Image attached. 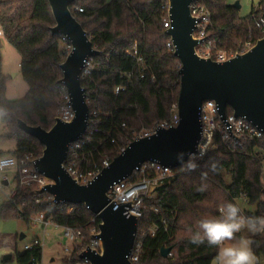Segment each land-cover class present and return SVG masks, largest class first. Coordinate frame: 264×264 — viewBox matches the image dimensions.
Listing matches in <instances>:
<instances>
[{"label":"trees","instance_id":"obj_1","mask_svg":"<svg viewBox=\"0 0 264 264\" xmlns=\"http://www.w3.org/2000/svg\"><path fill=\"white\" fill-rule=\"evenodd\" d=\"M194 1L210 11L208 33L217 48L241 52L244 43L253 45L263 36L255 19L264 17V4L253 18L250 11L241 16L234 1ZM167 7L168 0H74L70 5L93 46L100 51L91 56L93 69L81 77L89 105L88 126L77 148L78 161L81 153H85L82 167L96 164L101 168L105 157L112 160L118 154L111 137L118 144H126L132 140V131L169 119L171 104L176 102L179 91L180 61L173 54V46L167 45L170 41L164 25L168 20ZM54 23L48 0H0V30L20 55L21 76L28 86L24 96L9 99L6 78L0 71V109L4 112L0 118L4 134L15 138L11 154L17 157H38L43 149L35 137L17 126L18 118L48 129L62 115L63 106L72 111L66 89L58 81L68 41L51 32ZM134 44L137 54L130 55L128 50ZM137 56L142 57V64L137 63ZM116 86L120 87L118 92ZM226 110L232 112L230 107ZM263 153L264 137H261L243 141L233 151L220 144L201 158L189 157L173 167L174 176L155 188L139 218L135 241L141 240L142 247L134 264H211L217 249L207 243H191L188 229L197 230L201 219L218 217L221 204H237L239 198L255 205L253 210L241 209L245 216H264ZM192 163L197 167L188 170ZM29 168L33 169L31 165ZM205 173L206 179H202ZM23 177L29 180L27 174ZM15 179L16 187L2 204V214L10 213L29 221L30 214L41 212L54 223L86 230L93 214L83 204L51 203L45 192H36V182L20 185L18 169ZM204 183L207 189L198 191ZM152 226L157 227L154 235L140 234L142 229ZM240 236L242 233L237 234V238ZM249 238L258 263L264 255V233H250ZM163 246L170 249L165 257L160 254ZM41 255L38 244L15 252L17 264H40ZM73 258L78 259L79 255L74 253Z\"/></svg>","mask_w":264,"mask_h":264},{"label":"water","instance_id":"obj_2","mask_svg":"<svg viewBox=\"0 0 264 264\" xmlns=\"http://www.w3.org/2000/svg\"><path fill=\"white\" fill-rule=\"evenodd\" d=\"M73 1L48 0L55 20L51 32L63 35L71 45L60 63L62 76L58 81L66 89L72 117L65 120L57 116L48 129L29 125L20 118L17 126L43 145L33 167L48 181L36 192L51 194L56 203L83 204L100 220L96 235L99 250L86 249L79 257L88 259L90 264H131L128 255L139 220L133 215L125 216L124 205L109 200V187L131 175L146 161L170 167L183 164L200 138V106L206 100L215 101L222 118L230 107L235 117H244L264 134V35L244 52L226 60L201 56L196 45L204 38L193 35L197 25L190 6L194 0H168L169 26L165 34L170 38L173 54L180 61L176 99L178 123L158 127L148 136L131 140L91 180L80 183L64 163L70 144L81 138L88 126L89 105L81 74L87 59L100 51L73 15L70 8ZM233 5L240 7L238 0ZM3 184H7V180H3ZM169 250L163 246L160 254L165 257Z\"/></svg>","mask_w":264,"mask_h":264},{"label":"built area","instance_id":"obj_3","mask_svg":"<svg viewBox=\"0 0 264 264\" xmlns=\"http://www.w3.org/2000/svg\"><path fill=\"white\" fill-rule=\"evenodd\" d=\"M250 1L251 17L255 18L256 12L263 8L264 0ZM78 10L81 11L82 8H78ZM190 10L191 14L196 18L197 25L193 35L199 39L204 38L203 41L196 45V51L199 55L210 57L217 61H223L238 53L234 51H226L216 47V43L211 39L208 33V26L210 24V11L205 5L193 1L190 6ZM255 24L264 35V17L262 15L258 19H255ZM164 25L167 28L169 26V20H166ZM0 34H2L1 30ZM63 38L66 39L64 36ZM167 45L172 46L171 41H169ZM249 47H251L250 42L244 43V49L241 52H244ZM70 49L71 45L66 43L64 46V52L67 54ZM128 53L130 55L137 54L135 44L131 51L128 50ZM136 58L138 64L143 63L142 57L137 56ZM93 66L94 62L92 61L91 57H89L85 62L81 77L88 74L93 69ZM119 88V86H116L115 92H118ZM62 110L63 112L60 116L61 118L68 120L72 117L73 113L72 111L70 112L67 107L63 106ZM170 110L171 114L169 119L154 122L150 127L143 128L138 131H132V140L138 137L148 136L156 132L158 127H170L176 125L179 120L176 102L171 104ZM218 110V105L214 100H206L202 102L200 106L201 135L196 144L195 150L189 154V157L201 158L209 149L217 148L220 144L233 151L238 146H240L243 141H253L264 137L262 131L244 117H235L232 112L228 113L226 110V116L222 118ZM79 139L70 144L68 155L65 160L66 164L64 165L68 172L73 177L77 178L80 183H87L100 171L103 166L108 165L111 160L108 157H105L102 160L101 168H99L96 164H93L91 168L82 167V164L85 162V153H81L80 160L78 161L77 148L80 146L79 141H82L81 138ZM110 141L116 144V150L118 153L122 152L129 143L118 144L114 137H111ZM36 158L37 157L32 155L17 157L16 155L9 154L1 156L0 162L8 161V164L7 166L0 167V170H3L8 166L15 167L20 173L19 182L22 186L31 185L33 182H36V189H38L48 180L34 169L33 163ZM30 165L33 167L32 170L29 168ZM24 174L29 176V180L23 177ZM173 176V167L163 166L158 162L146 161L143 162L139 168L135 169L128 177L118 182H114L109 187L107 194L110 201L124 205L123 214L125 216L133 215L139 220V218L142 217L144 210L148 207L147 199L154 195L155 188L165 182H168ZM45 193L46 198L50 200L51 203H56L51 194L47 192ZM70 211L71 207H68L67 212ZM29 220L33 224H41L43 229L49 222H52L50 219H45L41 212L33 214L29 217ZM99 222V218L94 214L89 218L86 224V230L81 227L71 226L68 224L60 225L52 222L55 226L62 229V234L66 241L63 245V250L66 254L63 258L62 264H90L89 260L86 258H73V254L77 253L79 255L86 249L99 250L100 242L96 236L99 232ZM164 222L165 221L162 220V224H164ZM156 228L157 227L152 226L148 227L147 229H142L140 234H149L152 236L154 235ZM35 244L41 246V240L38 238V236H35L32 241L26 243L24 245V249H29ZM141 247V240L137 242L134 241L132 249L128 255V259L131 264H134L138 260ZM168 254H170V252H168Z\"/></svg>","mask_w":264,"mask_h":264},{"label":"rangeland","instance_id":"obj_4","mask_svg":"<svg viewBox=\"0 0 264 264\" xmlns=\"http://www.w3.org/2000/svg\"><path fill=\"white\" fill-rule=\"evenodd\" d=\"M238 1L240 4L239 14L244 16L251 10V1ZM19 60L18 52L7 42L3 34H0V71L6 78V96L9 99L21 98L28 88L21 76ZM4 133V122L0 118V157L11 154V150L15 147V138L6 136ZM16 171L17 168L12 166L0 170V264H17L16 250H22L24 245L32 241L35 236L41 240L40 264H62L66 254L63 245L66 241L60 227L49 222L43 229L39 223L33 224L30 220L27 221L19 216L1 212L2 204L6 202L16 187ZM3 180H7V184H3ZM261 180L264 184V153L261 162ZM236 202L242 210L255 208L254 204H248L242 198L236 199ZM32 215L30 214L29 217ZM241 233L242 236L249 238L250 232L246 229ZM21 234L24 236L20 237ZM211 264H214V261ZM257 264H264V255L259 257Z\"/></svg>","mask_w":264,"mask_h":264},{"label":"clouds","instance_id":"obj_5","mask_svg":"<svg viewBox=\"0 0 264 264\" xmlns=\"http://www.w3.org/2000/svg\"><path fill=\"white\" fill-rule=\"evenodd\" d=\"M4 114L0 109V116ZM8 161L0 162V167L7 166ZM196 164L188 165V170H195ZM215 170V166H212ZM206 173L202 179H206ZM207 184H201L198 191H205ZM218 217H205L198 222L197 230L189 228L191 243L202 245L207 243L217 249L214 264H257V257L253 251V241L240 236L245 229L253 234L264 233V216H245L237 204L225 202L219 206Z\"/></svg>","mask_w":264,"mask_h":264},{"label":"crops","instance_id":"obj_6","mask_svg":"<svg viewBox=\"0 0 264 264\" xmlns=\"http://www.w3.org/2000/svg\"><path fill=\"white\" fill-rule=\"evenodd\" d=\"M20 61V60H19ZM6 88H7V86H6ZM8 97V96H7Z\"/></svg>","mask_w":264,"mask_h":264}]
</instances>
